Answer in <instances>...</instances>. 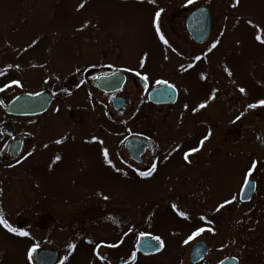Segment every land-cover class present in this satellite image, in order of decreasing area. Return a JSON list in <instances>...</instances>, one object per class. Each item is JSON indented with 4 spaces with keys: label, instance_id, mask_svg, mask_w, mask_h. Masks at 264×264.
I'll return each instance as SVG.
<instances>
[{
    "label": "rangeland",
    "instance_id": "rangeland-1",
    "mask_svg": "<svg viewBox=\"0 0 264 264\" xmlns=\"http://www.w3.org/2000/svg\"><path fill=\"white\" fill-rule=\"evenodd\" d=\"M233 4L234 0H193L192 4L188 0H0V124L12 135H23L28 145L12 168L3 166L0 156V215L11 227L28 233L20 236L0 225V264H33L28 251L50 245H64L65 258L59 264H103L91 243V212L104 219L106 210L121 215L128 228L142 220L144 235L163 240L164 251L137 257L140 264H183L179 257L185 249L188 252L189 241L200 236L193 235L200 227L213 229L207 233L210 255L205 264L232 256L243 259L241 264H264V175L261 183L258 180L261 193L255 202L242 203L239 198L249 167L264 160V106L259 105L264 99V0ZM200 5L208 7L212 17V32L203 46L190 39L185 27L189 10ZM161 9L157 33L155 12ZM217 40L219 44L209 52ZM98 64L131 69L125 72L132 77L137 72L141 79L146 75L147 89L156 87V80H167L178 92V101L154 109L148 104V92L130 79L121 93L127 106L115 115L117 121L110 119L100 126L93 120L90 127V112L93 118L114 111L110 98L87 82L69 89L72 95L66 98L69 93L62 88L65 81ZM241 87L245 93L239 91ZM45 91L56 93L47 113L8 121L12 117L5 108L14 97ZM232 95L239 101V121L247 128L236 141L239 154L234 159L231 155L208 159L211 173L197 190L203 194L185 199L191 168L183 155L207 133L204 124L195 126L200 121L199 105L204 103L206 113L217 115L231 145L230 106L222 108L221 116L217 99L225 101ZM137 97L144 120H129L130 129L124 131L119 117L137 108ZM249 104L257 107L250 109ZM78 117L84 122L77 126ZM130 131L151 140L144 164L149 165L146 172L153 164L156 170L149 177H142L141 167L129 160L124 144ZM7 142L0 134V146ZM105 195L109 199H103ZM232 197L236 199L231 204L216 211ZM202 207L213 214L206 215ZM180 211L189 218L180 216ZM94 224L95 233L104 234L108 222ZM130 238L140 236L133 233ZM132 251L130 246L121 250L123 256Z\"/></svg>",
    "mask_w": 264,
    "mask_h": 264
},
{
    "label": "flooded vegetation",
    "instance_id": "flooded-vegetation-1",
    "mask_svg": "<svg viewBox=\"0 0 264 264\" xmlns=\"http://www.w3.org/2000/svg\"><path fill=\"white\" fill-rule=\"evenodd\" d=\"M204 7H206V6L200 5V6L194 7L192 10H189L187 17H186V20H185V27H186V22H187L188 18L191 16V14L193 12H195L196 10L204 8ZM206 8H208V7H206ZM209 11H211V10L209 9ZM210 16H211V12H210ZM211 22H212V17H211ZM211 32H212V24H211ZM211 32H210V35H211ZM188 36L190 37L191 40H193L191 38V36L189 35V33H188ZM209 38H210V36H209ZM207 42H205L203 44H199V46H203ZM196 45H198V44H196ZM115 72H120L125 77V83H124L121 90H118V91L112 92V93H105V92L98 90V88L93 84V80L100 78V77L110 76L111 74H113ZM126 73L127 72H125L121 69H118V68L113 70L112 66L107 65V64H98L97 66H92L91 68H88L85 71H83L82 75L79 76L80 78L79 77H72V79L65 81V83L63 84L62 92L63 93H69V94H64L65 95L64 98H66L69 95H72L71 91L69 89H75V88L78 89L81 86V84L89 83L92 89H95L99 93L104 94L110 98V103H111V106L113 107V110H114V111H109L108 113L97 114L93 118H91V112H90L89 113V125H90V127H91V121H93V120H95L94 122L99 124L100 126L105 125L106 122L110 123L108 121L110 119L117 121V118L115 117V115L118 112H120V110L124 109L127 106V101L123 97H121V93L123 92V90L127 86L130 79H133V82L135 84L139 85L142 90H146L148 92L147 93V100L149 99L150 90L154 88L153 87V88L147 89L148 82H146V81H144L146 83V87H143L142 83H141V78L139 76L132 77L130 75V73H127V74ZM76 79H77V81H76ZM50 93L52 94V96L55 100L56 93L54 91H51ZM24 94H26V93L19 94L18 96L14 97L11 101H13L17 97L24 95ZM178 97L179 96H178V92H177V101H178ZM116 98L120 99V101L122 102V107L120 108V110H115V108H114L113 101ZM54 100H53V102H54ZM136 101L138 102L137 108H135L134 110H131L130 112H125L123 117H121V118L119 117V126H121V128H123L124 131H127V130L129 131V129H130L129 123H128L129 120H131L133 118H138V119L140 118V121L144 120V117L142 116V113H141L143 106L141 104L142 101L140 100V97H137ZM177 101H176V103H177ZM217 102L220 104V109H219L220 114H221V112H223L222 108L228 109V107L230 106V111H231L230 113L232 114V117H233L232 118V124H231V125H233L232 129H231L232 132H230V135H231L230 139H231L232 144L229 145V142H226L227 140H225V138H224V132L225 131L222 127L223 123L216 119L217 115H214V114L210 115V114L206 113V111L203 109H201L200 111L197 112L200 116V121L196 120L195 126L201 124V127H202L204 124L206 127V130H207L206 135L209 132H211V137L204 142V144L200 148L199 152L192 153L189 156V160H191V163L190 164L187 163V164H188L189 168H191V169L189 170V172L187 174V178L185 179L186 180V191H185L186 192L185 193L186 198L185 199H188V200L197 199L199 197H197L195 195H197V194L202 195L203 194V192H198L197 190H198V187L200 185L201 180L204 179L205 176H208V174L211 173V171L207 167L206 161L208 159L211 160V157L213 155H221L223 157H229V155H231L232 159H234L236 156V153L239 154V152L237 151L236 141H238L241 133L247 129L245 122L240 123L239 119H237V117H239V115H240V106H239V101L235 97V95H232L231 97H226L225 101L223 100V97L218 98ZM176 103L168 104V105H160V104L157 105V104H153V103L149 102V100H148V104L152 105V107L154 109H156V108L165 109L169 106L170 107L175 106ZM223 104H226V106H223ZM51 106H52V104H51ZM106 108L108 109V106H106ZM44 114H42V115H44ZM8 115H10V117H12V118H9L8 121H15L17 118L18 119H30L33 117L41 116V115H38V116H15V115H11V114H8ZM73 115H74V113L71 114L72 117H73ZM158 116H159V114H158ZM221 116H222V114H221ZM78 119H79L78 123H76L77 126L79 125V123L84 122L83 118L78 117ZM156 120H157V118L154 121H156ZM115 121L112 122V123H114V125H116ZM0 134L2 137L5 138V140L8 141L5 145L0 146V156H1L4 164H6L3 166H8V167L12 168L14 165H16V163L18 162V160L20 159L22 154H24L26 152V148H28V145L26 146V143H25L26 139L23 135L22 136L12 135V133L9 130H5L3 128L2 124H0ZM128 135H130V136H128L126 140H128L129 138H132V137H137V138H140L143 140H148L150 142V148L145 152V154L149 150H151L152 143H151L150 138H148L147 136H142V135H139L137 133H133L131 131L128 133ZM21 139H22V144H21L20 150L17 151V149L14 148L11 152L10 151L11 144L13 142H15L16 140H21ZM199 146H200L199 143L194 144V145L192 144L189 149H191L192 147H199ZM124 147H125V145H124ZM125 149H126V147H125ZM189 149H188V151H189ZM28 151H30V148L28 149ZM126 151H127V149H126ZM263 151H264V148H263ZM31 152L32 151H30L29 153H31ZM145 154L141 158L142 159V161L140 162L141 164L134 162L133 160H131L129 158V160L132 164H135L136 166L141 167V169H139L140 172H146V170H148L147 167L149 165L144 164L145 163V160H144ZM29 158H30V156H29ZM144 166L146 168H144ZM250 169H251V166L249 167V170ZM251 171H252L251 176H247L246 179H247V181L252 180L255 184V187H254L253 195L251 196L250 200L248 202H244V203H248V204L255 202L256 196L261 193V189L259 188V185H258V180L260 182V180L262 179V176L264 175V160L263 161L256 160V168L252 169ZM241 191H242V189H241ZM240 195H241V192H240ZM239 198H240V196H239ZM201 211L206 213V209L204 207H202ZM255 212L256 211H254V213ZM142 214H143V211L139 215L142 216ZM212 214L213 213H211V212L206 213V215H212ZM113 216H114V218H113ZM103 217H105V218L102 219L100 215L96 214L95 212H91V240H93V241H91V243L95 247V250L98 249L96 258L100 259L101 256L104 258L103 264H104V262H105V264H140V261H142V259H137V257H140V256L154 257L156 254H159V253L164 251V249H165L164 246L162 247L161 251H159L157 253H150V254H144L137 249L139 242H141L144 238L152 239L153 237H155L153 234H149V233H147L146 235H144V234L141 235L143 233L141 231L142 228H140L142 226V220H140L141 221L140 224L135 225V226H131L130 228H128V227H125V225H126L124 222L125 219L122 218L121 215H118L116 213L113 214V213H111V211L106 210ZM103 221L108 222V224L105 225L107 228H105L104 234L95 233L96 227H98V226L94 223L98 222L101 225V222H103ZM111 222H113V223H111ZM67 227H70V225H68ZM98 229H101V228H98ZM138 229H140V230H138ZM133 233H136L137 238L139 236H140V238H138L137 240L135 239L134 241L131 240L130 235ZM207 233H208V231H207V229H205L204 232L200 233L199 237L193 239L192 241H189L188 244H190V245L188 247V252L185 249L183 254L179 257L182 260L181 262L183 264H205L206 263V261H207L206 259L210 255V245H209L210 243L208 241V234ZM50 235L51 234L48 232L46 237H50ZM63 242H66V241H63ZM67 242L72 243L73 240H67ZM197 242H205L206 243L207 254L202 260L192 263L191 259H195V258L192 257V255H191V249H192L193 245ZM109 245H117V246L116 247H109ZM125 246H130L133 250L132 252L136 253L135 260L132 259L131 255L130 256H123L122 255L121 250ZM62 247H64V245H62V246H58V245L39 246L38 248L52 250V251L58 250L59 261L57 264H59L62 261V259L65 258V252L62 250ZM185 248H187V246ZM184 253H185V255H184ZM232 257L237 260V264H241V262H243V259L241 260L237 257H234V256H232ZM227 258H229V257H227ZM227 258H224V259H227ZM224 259H222L218 262L216 261L214 264H219ZM149 260H155V259H149Z\"/></svg>",
    "mask_w": 264,
    "mask_h": 264
},
{
    "label": "water",
    "instance_id": "water-1",
    "mask_svg": "<svg viewBox=\"0 0 264 264\" xmlns=\"http://www.w3.org/2000/svg\"><path fill=\"white\" fill-rule=\"evenodd\" d=\"M187 29L196 43H205L208 40L211 30V18L209 10L207 8H201L192 13V15L187 20ZM93 83L98 87L99 90L106 93H112L122 89L125 83V77L121 73H114L107 77L95 79L93 80ZM142 86L144 87L145 85L142 84ZM149 100L154 104H174L177 101V92L174 88L172 90H168L165 93L160 87H156L149 93ZM52 101L53 96L49 92H42L35 95L24 94L17 97L7 106V113L15 116L40 115L49 109ZM113 104L115 109H120L122 107V102L120 99H114ZM21 144L22 140H16L11 144L10 151L12 152L14 148L19 151ZM126 147L129 151L130 157L136 162H141V158L146 150L150 147V143L147 140L133 137L126 142ZM248 183L251 186L247 187L244 185L241 192L240 199L242 202H248L254 192V182L252 180H248ZM146 241L158 244L157 241L144 238L137 246L140 252L144 254H150L157 253L162 250V248L149 247L148 244L145 243ZM206 254V243H196L191 251V255L195 259H191V262L194 263L202 260ZM33 261L35 264H56L58 262V252L37 249L35 252H33ZM219 264H237V260L235 258H229Z\"/></svg>",
    "mask_w": 264,
    "mask_h": 264
},
{
    "label": "snow or ice",
    "instance_id": "snow-or-ice-1",
    "mask_svg": "<svg viewBox=\"0 0 264 264\" xmlns=\"http://www.w3.org/2000/svg\"><path fill=\"white\" fill-rule=\"evenodd\" d=\"M153 2H154V0H153ZM239 2H240V0H234V4H233V6H234V7L237 6V5L239 4ZM188 3H189V4H192V3H193V0H188ZM83 6H84L83 4L80 5L81 8H82ZM162 11H163V10L161 9L160 11H156V12H155V24H156V28H155V30H156L157 33H160L159 20H160V17H161V13H162ZM248 23H249L250 25L253 24V22H252L251 20H249ZM161 39H162V40L164 39V37H163L162 35H161ZM257 39H259V37H257ZM164 42H165L166 44L168 43L166 40H165ZM261 42L264 43V41H261ZM218 44H219V40H217V41H215L214 43H212V45H211V47L208 49V51L211 52L213 49H215V48L217 47ZM195 59H196L197 61H199V60L201 59V57H200V56H197V57H195ZM142 66H143V63H141V67H142ZM17 67H18V66H17ZM125 71H131V69H125ZM225 71H226L227 75H229V76L232 75V73H231L230 70L225 69ZM136 75L140 76L141 73L137 72ZM201 78H202V79H206V77H203V76H202ZM142 79H144V80L147 82L148 77H147L146 75H144V76H142ZM13 83L19 85V82H18V81H13ZM155 84H156L157 86H159V87L162 89V91L165 92V93H166L168 90H172V89H174V85H173V84H170L167 80H156V81H155ZM2 90H3V89H0V91H2ZM239 91H240L241 93H245V89H244L243 87H241V88L239 89ZM212 98H215V94H214V93L212 94ZM259 105L264 106V99H262V100L259 101ZM199 107H200L201 109H203V108L206 107V105H205L204 103H201V104L199 105ZM248 107L251 109V108H255V107H257V105H256V104H249ZM185 108H187V105H185ZM237 119H240V117H237ZM210 137H211V132H209L207 135L204 136V138H203L202 140L199 141V145H200L199 147H192L191 149H189L188 152H185L184 155H183L184 160H185L187 163L190 164V163H191V160H189V156H190L192 153H197V152H199V151H200V148L203 146L204 142H205L206 140H208ZM93 139H95V138H93ZM61 142H62V141H60V140H57V141H56V143H61ZM45 147H47V145H45ZM29 155H31V153H29ZM103 155H104L105 159L107 160L108 152H107L106 149L103 151ZM59 159H60V157L57 156V157H56V160H59ZM109 163H110V161H109ZM255 168H256V162L254 161V162L252 163V165H251V169L246 173V177H247V176H251V174H252V171H251V170H252V169H255ZM155 170H156V164H153V165L151 166V170H150V171H148V172H141L140 175H141L142 177H149V176H151V175L153 174V172H155ZM244 184H245V186H247V187H250V186H251V185L248 183L247 179H245ZM103 199L107 200V199H109V197L105 195V196H103ZM235 199H236V197H232L231 199H229V200H225L223 203H220V204L217 206L216 211H220V209H223V208L226 206V204H231V203L233 202V200H235ZM171 207H172L174 210L177 208V206H176L175 204L171 205ZM179 215L182 216V217H184L185 219H188V218H189V217L187 216V214L184 213L183 211H180V212H179ZM200 219L203 221V220H205L206 218H205L204 216H201ZM0 225H3L5 228H7L9 232L16 233V234H18V235H20V236H27V235H28L27 232H22V231H19V230L16 229V228L11 227V225H9V224L7 223V221L3 218L2 215H0ZM204 231H205V229H204L203 227L197 228L196 232H194L193 235H199L200 233H202V232H204ZM208 231H213V229L209 228ZM141 235H143V233H142ZM189 239H191V237H189ZM152 240H153V241H158V244H154V243L149 242V241H146L145 243H147L149 247L162 248V247L164 246V242H163V240H162L159 236H155V237H153ZM185 243H188V241L186 240ZM116 246H117V245H109V247H116ZM69 247L74 249V248H75V245H70ZM35 251H36V248H35V247L31 248V249L28 251V259H30V260L32 259V253L35 252ZM98 255H99V254H98ZM130 255H131L132 259L135 260V258H136V253H135V252H131ZM100 259L103 260L104 258L101 256Z\"/></svg>",
    "mask_w": 264,
    "mask_h": 264
}]
</instances>
